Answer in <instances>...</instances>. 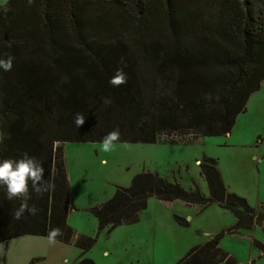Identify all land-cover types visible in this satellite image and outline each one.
<instances>
[{
    "label": "trees",
    "instance_id": "16d2710c",
    "mask_svg": "<svg viewBox=\"0 0 264 264\" xmlns=\"http://www.w3.org/2000/svg\"><path fill=\"white\" fill-rule=\"evenodd\" d=\"M8 55L14 57L11 71L0 69V159L27 152L55 188L38 195L29 183V205L38 212L17 220L22 201L8 200L0 187V244L47 238L51 226L62 231L57 242L74 243L84 254L96 239L74 240L67 222L65 143H99L116 128L119 143L127 144L229 134L264 81V0H7L0 5V59ZM117 68L127 83L114 87L109 80ZM77 113L85 117L79 128ZM217 164L206 156L199 164L208 196L157 173L136 174L91 208L98 233L137 222L150 198L217 204L234 216V225L176 264H236L219 243L225 235L264 226V205L252 208L229 192ZM174 220L189 225L179 216ZM254 245L264 252L261 243Z\"/></svg>",
    "mask_w": 264,
    "mask_h": 264
},
{
    "label": "rangeland",
    "instance_id": "374dc122",
    "mask_svg": "<svg viewBox=\"0 0 264 264\" xmlns=\"http://www.w3.org/2000/svg\"><path fill=\"white\" fill-rule=\"evenodd\" d=\"M6 1L0 0V5ZM189 138H178L176 144L117 143L110 152H104L100 143H65L63 158L73 205L68 224L74 240L81 236L95 238L94 245L82 254L74 243L19 237L0 244V264H63L65 258L69 264H80L84 259L93 264H176L185 256L187 242L197 239L204 243L227 230L234 223L232 214L211 205L183 228L173 218L176 213L155 205L158 200L150 198L137 224L105 228L98 233L97 220L90 210L110 199L117 186L127 187L143 171L176 180L185 189L196 186L208 196L207 184L200 175L203 156L217 160L229 192L244 198L252 208L264 205V81L250 96L245 112L237 116L229 134L183 142ZM222 245L241 259L252 248L248 241L230 235L224 237Z\"/></svg>",
    "mask_w": 264,
    "mask_h": 264
},
{
    "label": "clouds",
    "instance_id": "9594fccd",
    "mask_svg": "<svg viewBox=\"0 0 264 264\" xmlns=\"http://www.w3.org/2000/svg\"><path fill=\"white\" fill-rule=\"evenodd\" d=\"M29 4L32 0H28ZM14 57L7 56V59H0V69L5 72L11 71ZM123 63V59L121 60ZM109 83L114 87H119L127 83L126 73L123 68H117ZM210 99V97H209ZM104 103H110L105 99ZM74 123L79 128L85 124V117L82 113H77L74 117ZM191 134V133H190ZM10 138V137H9ZM5 136L0 133V143L3 142ZM121 133L118 128L107 133L100 140V146L104 152H110L120 142ZM58 143V141L54 142ZM45 169L43 164L27 152L21 154L19 158L0 159V187L6 190V198L8 200L19 199L22 202L14 213V218L19 220L25 213L36 215L38 208L35 204L29 205L31 196L29 194V183H31L32 191L38 195L45 192L54 191L55 185L50 180L44 179ZM62 235V231L58 227L48 228V237L50 243H56L57 237ZM63 264H69V260L65 258Z\"/></svg>",
    "mask_w": 264,
    "mask_h": 264
},
{
    "label": "crops",
    "instance_id": "0c3cea01",
    "mask_svg": "<svg viewBox=\"0 0 264 264\" xmlns=\"http://www.w3.org/2000/svg\"><path fill=\"white\" fill-rule=\"evenodd\" d=\"M261 159L262 158H260V160ZM219 172H220V175H221L222 180H223L222 172L220 170H219ZM223 182H224V180H223ZM224 184H225V182H224ZM259 199H260V197H259ZM155 200H157V199H155ZM158 202L154 203V204L155 205L158 204V205H160L162 207L165 206V208L171 210L173 212V214L176 213V214L173 215V218H174L175 215L179 216L181 218H184L188 222V224H189L188 226H190V224L192 223L193 219H195L196 216H199V214H201L209 206H211V205H209V206H207L205 208H202V207L197 206V205H186L185 203H183L181 201L163 202V201H159L158 200ZM258 202L259 201H256V204H258ZM262 203L264 204V199H263ZM212 205H215V204H212ZM72 208H73V205H72V202H71V208H70L69 213L71 212V210H73ZM225 211H227V210H225ZM227 212H229V211H227ZM233 218H234V216H233ZM67 222H68V218H67ZM138 222H139V220H138ZM137 223H135V224H137ZM234 223H235V218H234ZM234 223L230 227H232L234 225ZM258 229L260 231H258ZM225 236H227V235H225ZM230 236H233V238L238 239V240L239 239L246 240V241H248V243L252 247L251 249H249L247 251L246 256L241 259L239 256H237V254L235 252L232 253L227 248H224L223 245H222L224 237L221 239V241L219 243L220 248L222 250H224L225 252L229 253V255L232 256L233 259L235 260L236 264H264V252L260 251L254 245V241H258L259 243H261L264 246V226H255L251 231H241L239 234H234V235H230ZM212 237L213 236H211L209 239H211ZM57 243H60V242H57ZM60 244H63V243H60ZM199 244H203V243L198 242L197 239H194L191 242L189 241V242H187L185 251L188 252L192 247H194L196 245H199ZM247 246H248V244H247ZM220 264H224V263H220Z\"/></svg>",
    "mask_w": 264,
    "mask_h": 264
}]
</instances>
